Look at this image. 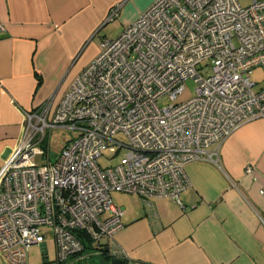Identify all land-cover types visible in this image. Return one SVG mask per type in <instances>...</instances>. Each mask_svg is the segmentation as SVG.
<instances>
[{
	"label": "built area",
	"instance_id": "2783aa9c",
	"mask_svg": "<svg viewBox=\"0 0 264 264\" xmlns=\"http://www.w3.org/2000/svg\"><path fill=\"white\" fill-rule=\"evenodd\" d=\"M243 1L156 0L100 43L52 114L23 113L0 166L8 264H27L49 238L59 264L87 261L123 228L111 193L135 194L147 208L152 198L180 204L190 187L185 166L218 164L225 139L264 118V86L254 91L251 80L264 74V0ZM188 80L194 96L176 103ZM55 128L78 135L51 162L42 144ZM100 158L118 159L101 168ZM112 257L126 261L120 250Z\"/></svg>",
	"mask_w": 264,
	"mask_h": 264
},
{
	"label": "crops",
	"instance_id": "0c3cea01",
	"mask_svg": "<svg viewBox=\"0 0 264 264\" xmlns=\"http://www.w3.org/2000/svg\"><path fill=\"white\" fill-rule=\"evenodd\" d=\"M155 1L0 0V166L17 141L23 113L48 108L52 114L96 57L97 46L80 61L112 12L124 30ZM184 170L190 187L180 204L152 198L147 208L130 194L132 203L116 205L123 228L113 240L71 264H91L94 257L110 264L113 249L124 252L127 264H264V118L226 138L218 164L192 162ZM0 261L8 264L1 254Z\"/></svg>",
	"mask_w": 264,
	"mask_h": 264
},
{
	"label": "rangeland",
	"instance_id": "374dc122",
	"mask_svg": "<svg viewBox=\"0 0 264 264\" xmlns=\"http://www.w3.org/2000/svg\"><path fill=\"white\" fill-rule=\"evenodd\" d=\"M241 5L243 7L249 5V0H245L241 2ZM122 30H123V26L121 24L120 19H118L117 16H114L113 19L107 22V24L102 29H100L97 35L91 36V40L89 44H87L85 49L83 50V54L81 56L80 61L82 62L85 61L86 59L85 55L86 54L91 55L95 51L96 46L99 47L100 43L104 39L116 38L118 35H120ZM251 80L254 83H256V87L254 88V91L264 86V74H262V71L260 69H257L252 73ZM183 87L184 90L179 96H177L176 103L186 102L187 100L191 99L194 96V90L196 88V84L192 80L186 81L183 84ZM164 104L165 102L161 103V105ZM77 135L78 134L74 131H69L62 128H55L52 129L50 132L47 131L46 138L42 144V147L47 151L50 161L53 162L59 156L61 150L67 144V142L75 138ZM117 159L118 158H115V160L107 161L108 160L107 158H100L97 160V164L101 168H106L107 166L112 165L114 162H116ZM110 196L113 203L115 205H121L122 209L125 208L129 202L132 203L136 199L134 195L122 194V193L119 194L111 193ZM46 246H47L46 252H42L39 246H33L28 253L27 264H57V262L55 261V256H56L55 246L51 238L47 240ZM88 262H91V264H99L98 258L96 257L92 258ZM71 263H72L71 261H68L62 264H71ZM0 264H5V263L0 261ZM82 264H86V263H82ZM107 264L109 263L107 262Z\"/></svg>",
	"mask_w": 264,
	"mask_h": 264
},
{
	"label": "water",
	"instance_id": "95a60500",
	"mask_svg": "<svg viewBox=\"0 0 264 264\" xmlns=\"http://www.w3.org/2000/svg\"><path fill=\"white\" fill-rule=\"evenodd\" d=\"M9 153H10V149H7L6 152L3 155V158L6 159L8 157V155H9ZM110 264H124V262L122 260L113 258V259L110 260Z\"/></svg>",
	"mask_w": 264,
	"mask_h": 264
},
{
	"label": "flooded vegetation",
	"instance_id": "af4514ba",
	"mask_svg": "<svg viewBox=\"0 0 264 264\" xmlns=\"http://www.w3.org/2000/svg\"><path fill=\"white\" fill-rule=\"evenodd\" d=\"M124 262V264H127L125 261H123Z\"/></svg>",
	"mask_w": 264,
	"mask_h": 264
},
{
	"label": "trees",
	"instance_id": "16d2710c",
	"mask_svg": "<svg viewBox=\"0 0 264 264\" xmlns=\"http://www.w3.org/2000/svg\"><path fill=\"white\" fill-rule=\"evenodd\" d=\"M103 253V252H102Z\"/></svg>",
	"mask_w": 264,
	"mask_h": 264
}]
</instances>
